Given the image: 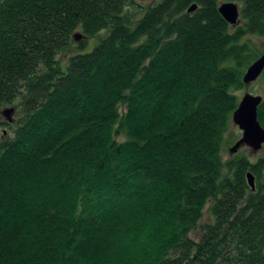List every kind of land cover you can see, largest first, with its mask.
<instances>
[{
	"label": "trees",
	"instance_id": "trees-1",
	"mask_svg": "<svg viewBox=\"0 0 264 264\" xmlns=\"http://www.w3.org/2000/svg\"><path fill=\"white\" fill-rule=\"evenodd\" d=\"M127 7L0 0V115L22 114L0 140V264H264V158L223 161L264 0Z\"/></svg>",
	"mask_w": 264,
	"mask_h": 264
},
{
	"label": "rangeland",
	"instance_id": "rangeland-1",
	"mask_svg": "<svg viewBox=\"0 0 264 264\" xmlns=\"http://www.w3.org/2000/svg\"><path fill=\"white\" fill-rule=\"evenodd\" d=\"M161 1L162 0H128V7L126 8V12L128 14H130V16L133 17V19L139 18L141 16L142 12L144 11L143 9H147L150 6H154ZM225 3H235L239 6V11L241 10V5L239 3H236V2H225ZM239 21H240V17H239ZM76 33H78V32H76ZM105 34H106V32L102 31L95 38L88 40L89 45L86 49L87 50L86 52H90L91 50H93L99 44V41L105 36ZM251 42H252V47L254 49V53L256 55V58L258 57L256 60H258L264 54V37H262V38H251ZM79 43L80 42H76L73 39L72 44L67 49H65L64 51L59 53L58 59L63 66L67 65L69 58L71 56H73L76 52L79 51V49H78ZM247 69H246V71H247ZM245 73H244V75H245ZM247 94L264 98V73L260 76V78L256 82H254L250 85H245V87L243 89L235 92V96L238 97L239 102ZM18 103L19 102L17 101L13 105H9L8 107L4 108V109H6V108L15 109L14 114H12V116H11L14 119V121L11 124L8 123L7 119L3 115H0V125H2L3 122H6L8 124V126L7 125L6 126H0V140H10L14 136V132L17 128V125L19 124L18 121L22 117ZM242 136H243V133L238 127H236L234 125H232V127H230V129H229V131L225 137V141L223 143V161L225 163L231 162L235 159H241V158H245V159L249 160L251 163H254L257 160L264 158V148L261 151H259L258 153H254L248 147H242L238 151L237 154L231 155L230 150L242 138ZM210 206H211V204H209L205 209V216H204L203 221L201 222V225H206L208 223L213 222V220H211L210 214H209ZM202 235H203V232L199 230V231L194 232L191 235V237H192V239L198 241V240H200Z\"/></svg>",
	"mask_w": 264,
	"mask_h": 264
},
{
	"label": "water",
	"instance_id": "water-1",
	"mask_svg": "<svg viewBox=\"0 0 264 264\" xmlns=\"http://www.w3.org/2000/svg\"><path fill=\"white\" fill-rule=\"evenodd\" d=\"M197 5H193L189 9V13L196 11ZM219 13L223 19L232 27L239 24L240 11L239 6L235 3H224L219 7ZM84 39L83 35L77 33L74 35V40L80 42ZM264 73V54L251 64L244 77L243 83L250 85L256 82ZM264 98L247 94L240 101L237 110L232 116V123L238 127L242 133V138L230 150L231 155H235L242 147H248L254 153H258L264 146V127L258 121V109L263 103ZM15 109L6 108L1 114L7 119L8 123H12L14 119L11 117ZM247 181L252 191L256 190L255 177L249 173Z\"/></svg>",
	"mask_w": 264,
	"mask_h": 264
}]
</instances>
